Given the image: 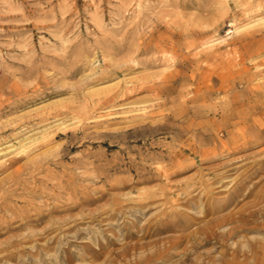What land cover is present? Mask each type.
<instances>
[{
  "label": "rangeland",
  "instance_id": "obj_1",
  "mask_svg": "<svg viewBox=\"0 0 264 264\" xmlns=\"http://www.w3.org/2000/svg\"><path fill=\"white\" fill-rule=\"evenodd\" d=\"M261 83L264 0H0V264H108L153 238L142 233L161 206L107 214L151 191L182 212L166 221L185 232L253 208L264 194V135L230 137L252 111L245 102H264V89H252ZM200 236L154 264L264 247L256 229L222 245Z\"/></svg>",
  "mask_w": 264,
  "mask_h": 264
},
{
  "label": "bare ground",
  "instance_id": "obj_2",
  "mask_svg": "<svg viewBox=\"0 0 264 264\" xmlns=\"http://www.w3.org/2000/svg\"><path fill=\"white\" fill-rule=\"evenodd\" d=\"M252 89L256 91H262L261 89H264V83L254 85L252 86ZM245 104L246 106L252 108V111H250V113L248 114L244 112V114L238 115V121L236 123L231 124L232 130H233V129H237L239 127V124L244 123L242 129L240 128L239 130L238 128L239 132L237 134L236 133L231 134L230 139H231L232 144L241 145V143L243 142H247V143L257 142L259 141L258 140L259 136L264 135V118L260 117V116H264V102L260 101V103H258L254 100H248L247 102H245ZM255 129L258 130V132L256 134H250ZM158 169L159 171L164 170L163 167H160ZM158 169H156V171ZM257 171L258 169H255L253 173ZM248 177H250V175H247L245 178H243L241 183H246V181H248ZM240 190H241L240 186L237 187L236 191L234 192L235 194L234 198H237L238 195H240ZM191 191L184 193L187 195V198L184 200V202L190 205H191L190 200L197 197V193H193L192 195H190ZM164 194L165 193L161 191V193H159V198H155L156 196L155 192L151 191L150 193H145L142 196L138 197L136 200L131 199L132 201H130V203H132L133 205L128 206L127 203H125L127 205L126 209L121 208L122 204L116 201L117 206L113 208L107 214V217L109 218L115 216L116 214L115 209H119L120 211L119 215L123 217L125 216V213L131 212V211H138L140 213H145V211H149L151 208H156L160 206L161 207L158 210H154V212L151 214L150 218L151 220H153V222L149 224L146 230L143 231L142 233V238H146V237H153V238L149 240H144V241H140L138 239L135 242L122 246V248L117 253H115V255H113L112 258L110 257L111 259L107 261L108 264H154L157 261H167L168 256L171 253V249L175 246L176 243L178 242L181 243L182 241L186 239L187 241L191 240V237H195L197 236V234L201 235L200 239L203 243L212 242V243L222 245L223 241L227 237L231 236L237 231L252 230V229H256L258 231H264V204L262 205L260 204L262 203V201H264V194L262 193H258V192L256 194L254 193L255 197H254L253 203L251 204L253 208H251L249 205L243 206L237 209V211H235L237 213L236 216H233L231 212H227V211L224 212L223 214H220L219 216L217 215H215L216 217L212 216V218L208 219L201 226H198L193 232L192 231L185 232V228H186L185 224L181 226V225H176L177 224L176 221L174 222H170V220L166 221L168 217L180 216L182 212H180L179 210L175 208L167 209V206H166L167 201H166V197L164 196ZM249 194L251 195V193H247V192L245 193V195L247 196ZM204 196H206V193L198 197V201H201ZM234 198L232 200L230 199V201L232 202ZM156 199H163L164 202H162V204L164 206L160 204H154ZM90 201L91 199L88 198L87 196H81L79 203L81 204L83 202H90ZM75 206L76 205L70 206L67 209H71ZM195 206L198 207V205H195ZM53 209L54 208H52V210ZM231 210L232 208L230 209V211ZM211 212L213 211L207 210L206 213L204 212L203 216ZM97 215L95 216V218L97 217ZM227 219L232 220L234 224L232 223L231 226H227V228H225L224 230L218 231L217 227L221 225V223L223 222L225 223V220L228 221ZM120 223H123V221L118 222L116 224L119 225ZM248 223H255L256 226L251 225V226H255L254 228L248 227L249 226ZM246 224H248V226ZM70 226L71 225L67 226L66 228H69ZM1 228L2 227H0V229ZM58 228H60V226L52 225L49 230H54ZM170 231H175L176 234H171ZM164 233H167V234H164ZM129 235L132 236L131 234ZM155 235H158V236H155ZM166 242H169V244H166ZM196 244L192 246L194 249L193 250L191 249V251L193 252L195 251ZM262 248L264 247H262L260 244L249 242L244 247L242 245V247H236L235 249H233V256L230 259L225 257V252H224L221 255L219 254L217 258H214L213 256H211V258L209 259L208 257L209 260L207 261L204 260L203 258L200 264H214L215 262L217 264L218 261H219L218 264H247L248 263L247 260L250 256L252 257V259L254 258V264H262L264 263V249ZM1 249L3 248H0V250ZM238 256L242 258L239 259ZM55 259H57V257ZM64 259L66 260L67 258L65 257ZM184 260L185 262H187L189 261V258L186 257Z\"/></svg>",
  "mask_w": 264,
  "mask_h": 264
}]
</instances>
